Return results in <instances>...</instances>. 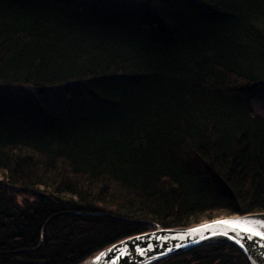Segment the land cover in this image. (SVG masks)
Returning <instances> with one entry per match:
<instances>
[{
    "label": "trees",
    "instance_id": "obj_1",
    "mask_svg": "<svg viewBox=\"0 0 264 264\" xmlns=\"http://www.w3.org/2000/svg\"><path fill=\"white\" fill-rule=\"evenodd\" d=\"M264 0H0V264L264 212ZM157 264H249L210 244Z\"/></svg>",
    "mask_w": 264,
    "mask_h": 264
},
{
    "label": "water",
    "instance_id": "obj_2",
    "mask_svg": "<svg viewBox=\"0 0 264 264\" xmlns=\"http://www.w3.org/2000/svg\"><path fill=\"white\" fill-rule=\"evenodd\" d=\"M245 229L264 233V212L220 216L189 226H156L105 247L81 264H157L210 244L235 247L249 264H264V236L253 235Z\"/></svg>",
    "mask_w": 264,
    "mask_h": 264
},
{
    "label": "rangeland",
    "instance_id": "obj_3",
    "mask_svg": "<svg viewBox=\"0 0 264 264\" xmlns=\"http://www.w3.org/2000/svg\"><path fill=\"white\" fill-rule=\"evenodd\" d=\"M255 112L264 116V107L255 105Z\"/></svg>",
    "mask_w": 264,
    "mask_h": 264
},
{
    "label": "snow or ice",
    "instance_id": "obj_4",
    "mask_svg": "<svg viewBox=\"0 0 264 264\" xmlns=\"http://www.w3.org/2000/svg\"><path fill=\"white\" fill-rule=\"evenodd\" d=\"M221 223H225V222L221 221ZM245 230L251 232L253 235H256V236H264V233H261V232H258L252 229H245Z\"/></svg>",
    "mask_w": 264,
    "mask_h": 264
}]
</instances>
